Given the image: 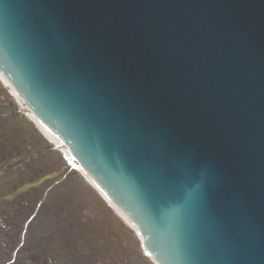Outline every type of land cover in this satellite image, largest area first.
<instances>
[{
	"label": "water",
	"instance_id": "1",
	"mask_svg": "<svg viewBox=\"0 0 264 264\" xmlns=\"http://www.w3.org/2000/svg\"><path fill=\"white\" fill-rule=\"evenodd\" d=\"M116 1L0 0V70L159 259L264 264V0H123L120 39ZM173 18L186 46L167 42ZM108 78L139 87L121 80L109 110Z\"/></svg>",
	"mask_w": 264,
	"mask_h": 264
},
{
	"label": "rangeland",
	"instance_id": "2",
	"mask_svg": "<svg viewBox=\"0 0 264 264\" xmlns=\"http://www.w3.org/2000/svg\"><path fill=\"white\" fill-rule=\"evenodd\" d=\"M17 105L10 94H0V128L5 131L0 129V134L4 133L0 135L4 139L0 141V164H6L8 158L30 160H20V166L4 170L0 193L19 189L16 194L21 195L24 189H31L23 198L2 204L8 224L3 228V242L11 249L18 226L26 219H35L25 235V247L16 252L15 258L2 243L0 264H42L43 260L52 264H151L131 227L112 212ZM41 176L47 179L40 180ZM22 201L27 205L20 206ZM11 221L16 227H9Z\"/></svg>",
	"mask_w": 264,
	"mask_h": 264
},
{
	"label": "bare ground",
	"instance_id": "3",
	"mask_svg": "<svg viewBox=\"0 0 264 264\" xmlns=\"http://www.w3.org/2000/svg\"><path fill=\"white\" fill-rule=\"evenodd\" d=\"M0 81H2L3 85L10 88L12 90V92L14 93V95L16 96V98L19 100V103L21 105L22 110L26 113V116L29 117L34 123H37L44 132H46L49 137L51 138V140H53V142L56 144L57 148L60 149V151L64 154V157L73 165L76 166V168H78L79 173L81 174V176H83L85 178V180L88 182L89 185H91L100 195V197L106 202V204L109 205V207L114 210V212L116 213V215H118V217H120L124 222L127 223L128 226H130L137 234L138 239L141 241L142 240V236L141 234H139V229L137 228V226L129 219V217L127 215H125V213H123V211H121L120 208H118L113 202L112 200H110L109 196L105 193V191L103 189L100 188V186L95 182V180H93V178L85 171L81 168V166L79 165V163L77 162V160H75V158L70 154L69 150L65 147V145L63 144V142L58 138V136L50 129L48 128L46 125H44L36 116H34L30 110L28 109V107L25 105V103L22 101V99L19 97V95L17 94V92L15 90H13V88H11V85L7 82V80H5V78L3 77V75L0 73ZM143 253L145 254V256L151 261V263L153 264H158L157 260L155 258H153L149 252H147L145 250V248L143 247Z\"/></svg>",
	"mask_w": 264,
	"mask_h": 264
}]
</instances>
